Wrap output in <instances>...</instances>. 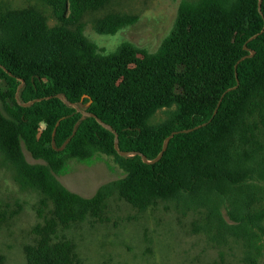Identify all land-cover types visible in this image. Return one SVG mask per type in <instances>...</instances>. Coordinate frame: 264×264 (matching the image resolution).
Instances as JSON below:
<instances>
[{
	"label": "trees",
	"instance_id": "1",
	"mask_svg": "<svg viewBox=\"0 0 264 264\" xmlns=\"http://www.w3.org/2000/svg\"><path fill=\"white\" fill-rule=\"evenodd\" d=\"M46 1L55 28L33 9L0 15V155L20 187L40 196L43 219L27 264H74L58 229L99 216L115 193L140 211L175 202L201 212L212 241H237L244 264H264V0H184L156 54L130 45L106 54L85 39V14L118 0ZM136 20L113 13L95 29L115 34ZM99 120L116 131L119 150L149 161L178 133L146 164L121 156ZM24 149L43 163H29ZM98 156L124 176L90 198L60 182L68 161Z\"/></svg>",
	"mask_w": 264,
	"mask_h": 264
},
{
	"label": "rangeland",
	"instance_id": "2",
	"mask_svg": "<svg viewBox=\"0 0 264 264\" xmlns=\"http://www.w3.org/2000/svg\"><path fill=\"white\" fill-rule=\"evenodd\" d=\"M184 0H118L98 12L86 13L83 36L111 54L123 45L158 53L173 34ZM33 9L50 28L61 24L46 0H0V15L7 10ZM134 15L136 22L115 34H101L95 24L111 14ZM4 89V86L1 85ZM168 110L159 111L154 123ZM31 164H41L24 149ZM124 176L113 160L98 156L87 162L68 161L59 176L71 192L90 198L109 182ZM40 196L23 190L17 175L0 155V216L12 214L0 224V264H27L25 249L36 242ZM98 217V218H97ZM88 216L69 228H59L55 241H67L76 255L74 264H244V248L237 241H212L199 228L204 215L184 210L175 202H161L144 211L114 194L99 216Z\"/></svg>",
	"mask_w": 264,
	"mask_h": 264
},
{
	"label": "water",
	"instance_id": "3",
	"mask_svg": "<svg viewBox=\"0 0 264 264\" xmlns=\"http://www.w3.org/2000/svg\"><path fill=\"white\" fill-rule=\"evenodd\" d=\"M253 55H254V54L252 53L251 56H253ZM21 87H22V86H21ZM21 87H20V88H21ZM67 103H68V102H67ZM30 104H31V103L23 104V106H27V105H30ZM68 104H70V103H68ZM74 106L77 108V110H80L79 107H78L77 105H74ZM87 115L96 118L95 115H92V114H87ZM99 122H100L101 124H103L100 120H99ZM103 125H104L105 127L109 128L110 130H112L113 133H115V135H116L115 148H116V151H117L121 156L130 157V156L139 155V156H142V158H143V160H144V162H145L146 164H155V163H157L159 160H161V158L163 157L165 151H166L167 148H168V145H169L170 140L172 139V137H173L174 135H176V134L178 133V132H174V133H172V134L167 138V140H166V142H165V144H164L163 151L160 153V155H159L156 159H154V160H152V161H149V160L147 159V157L144 156V155H142L141 153L122 152L121 150H119V147H118L119 139H118V135L116 134V131L113 130L111 127L105 125V124H103ZM196 129H197V128L190 129V130H186V131H182V132H192V131H194V130H196Z\"/></svg>",
	"mask_w": 264,
	"mask_h": 264
}]
</instances>
